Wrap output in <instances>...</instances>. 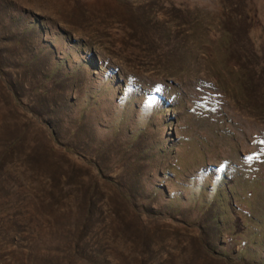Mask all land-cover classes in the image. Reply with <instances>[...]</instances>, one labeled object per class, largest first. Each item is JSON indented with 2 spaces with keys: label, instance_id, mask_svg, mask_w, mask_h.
I'll use <instances>...</instances> for the list:
<instances>
[{
  "label": "rangeland",
  "instance_id": "obj_1",
  "mask_svg": "<svg viewBox=\"0 0 264 264\" xmlns=\"http://www.w3.org/2000/svg\"><path fill=\"white\" fill-rule=\"evenodd\" d=\"M0 264H264V0H0Z\"/></svg>",
  "mask_w": 264,
  "mask_h": 264
},
{
  "label": "trees",
  "instance_id": "obj_2",
  "mask_svg": "<svg viewBox=\"0 0 264 264\" xmlns=\"http://www.w3.org/2000/svg\"><path fill=\"white\" fill-rule=\"evenodd\" d=\"M247 12H248V16H249L248 23L250 24V26H249V28L246 31V36H247V38L249 40L253 41V38H252V29H253V24H254V17H253V13H252V10H251V3L247 7Z\"/></svg>",
  "mask_w": 264,
  "mask_h": 264
}]
</instances>
